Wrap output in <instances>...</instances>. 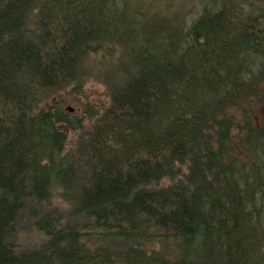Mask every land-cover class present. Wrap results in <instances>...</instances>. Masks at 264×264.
Listing matches in <instances>:
<instances>
[{
  "label": "trees",
  "instance_id": "1",
  "mask_svg": "<svg viewBox=\"0 0 264 264\" xmlns=\"http://www.w3.org/2000/svg\"><path fill=\"white\" fill-rule=\"evenodd\" d=\"M261 108L264 0H0V264H264Z\"/></svg>",
  "mask_w": 264,
  "mask_h": 264
},
{
  "label": "rangeland",
  "instance_id": "2",
  "mask_svg": "<svg viewBox=\"0 0 264 264\" xmlns=\"http://www.w3.org/2000/svg\"><path fill=\"white\" fill-rule=\"evenodd\" d=\"M177 9V5L175 6ZM190 9L189 7L187 10ZM103 56V52L93 56V59L90 60L88 67V74L86 75L85 84L81 90V92L76 93L72 92L71 89H68L66 93H62L60 97H53L50 102L51 103H59V101H63L62 107L68 113L76 115L85 119L84 125L89 124V113L87 112L88 105L91 106L92 112L95 110H99L100 107L104 104L108 103V93L104 84L99 81L98 74H100V67L98 63L100 62V58ZM261 114H264V108H261L259 111ZM258 117V116H257ZM260 117H258L259 121ZM83 125V126H84ZM74 132V135H76ZM75 137V136H74ZM57 199L56 197H54ZM57 201V200H56Z\"/></svg>",
  "mask_w": 264,
  "mask_h": 264
}]
</instances>
